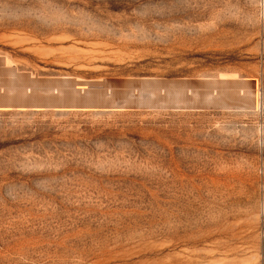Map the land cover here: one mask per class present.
<instances>
[{"label":"rangeland","instance_id":"374dc122","mask_svg":"<svg viewBox=\"0 0 264 264\" xmlns=\"http://www.w3.org/2000/svg\"><path fill=\"white\" fill-rule=\"evenodd\" d=\"M0 264H264V0H0Z\"/></svg>","mask_w":264,"mask_h":264}]
</instances>
